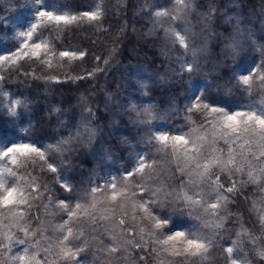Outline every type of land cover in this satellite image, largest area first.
Wrapping results in <instances>:
<instances>
[{"label":"snow or ice","instance_id":"obj_1","mask_svg":"<svg viewBox=\"0 0 264 264\" xmlns=\"http://www.w3.org/2000/svg\"><path fill=\"white\" fill-rule=\"evenodd\" d=\"M40 3L24 0L22 7ZM107 11L100 3L86 11H37L31 26L17 32L19 47L0 55V97L9 96L3 85L14 77L46 85L98 80L119 53L128 21L111 33L106 55L66 45L61 37L90 22L96 31H108L100 26ZM195 11V0H144L134 13H147L152 27L146 35L164 32L161 55L177 65L169 63L166 71L190 95L182 108L135 101L127 106L135 116L129 122L142 134L136 144L122 139L117 159L106 156L113 165L125 160V166L103 174L98 166L75 182L68 176L78 148L89 147L98 135L89 100L94 93L79 97L80 118L69 135L40 146L22 140L0 148V264H264V209L252 201L258 231L246 226L250 217L246 221L240 210L252 195L250 186L264 199V103L230 110L208 103L203 90L196 94L195 78L207 76L200 63L207 38L197 45L189 19ZM215 11L209 3L201 14L205 27ZM236 31L244 34L239 22ZM253 46L259 51L256 66L231 78L245 94L264 95V46ZM226 47L235 59L243 41ZM178 49L179 55L170 56ZM137 83L147 96L148 82ZM21 106L29 111L27 99L11 100L8 115L17 117ZM60 111L53 108L50 115ZM170 120L183 123L166 130Z\"/></svg>","mask_w":264,"mask_h":264},{"label":"trees","instance_id":"obj_2","mask_svg":"<svg viewBox=\"0 0 264 264\" xmlns=\"http://www.w3.org/2000/svg\"><path fill=\"white\" fill-rule=\"evenodd\" d=\"M117 1L41 0V3L36 6L24 8L22 7L24 0H0V17H3V20H0V55L14 51L22 42L20 38H17L12 24L16 25V21L21 20L20 22H23L21 24L27 30L35 21V11L39 6L42 10L57 12L69 9L86 11L94 8L97 3L106 7L108 11L103 21L100 22V26L108 31L98 32L94 27L96 22H90L81 25L78 30L66 32L61 37V41L66 45L90 50L101 55L107 53V46L111 42V33L116 31L121 22L128 21V28L119 53L110 60L106 72L98 80L91 83L69 81L62 84L46 85L42 81H24L22 77H14L3 85V90L7 91L9 96L0 97V100L5 103V106L0 104V138L13 137L19 142L30 140L38 146L67 136L71 131L74 132L80 118V108L77 107L79 97L81 94L94 93L89 96V100L96 112L92 126L98 129V135L89 147H79L74 155V168L77 170L78 178H84L98 166L101 170H113L114 167L125 166V160H118L113 165L106 159V156L111 154L113 159H117L121 155L122 139L126 138L127 141L136 144L138 136L142 134L141 128L129 122L130 117L135 119L134 114L125 110L133 101L137 104H155L161 109L168 108L172 103L182 108L190 95V90L186 88V85L166 71L169 62L161 55L160 38L146 35L150 25L147 13L134 14L144 2L142 0H124V5L119 7ZM217 1L221 4L217 12V23L215 26L208 27L209 35L212 37L213 53L207 57L206 65L202 66L203 72L207 73V76L201 74L195 78L194 82L199 88L196 90V94L199 95V91L204 90L207 93L204 99L208 94L210 96L208 103L227 107L230 110L246 103H264V95L257 93L249 96L237 86L231 77L233 72L238 73V62L231 55H222L225 50L222 45L228 42L232 32L235 31L232 26L241 17L248 18L252 12L255 15L253 28L258 30L256 27L259 25L264 27V0ZM234 2L237 3V6L227 8L230 3ZM224 10L228 15H224L222 12ZM229 16H232L233 19ZM248 19L245 23L251 22L250 18ZM133 25L135 31L132 30ZM251 36H254L253 32ZM257 37L260 45L264 46V33L257 31L255 38ZM254 53L255 59H258L259 51ZM211 57L219 63L220 60H223L214 70L207 66ZM171 65L174 67L173 64ZM161 76L165 77L163 82L159 79ZM185 79H187V74H185ZM138 81L148 82L147 96L141 94ZM14 99H27L29 111L24 112L21 106L18 107L17 117L8 115L6 104H10ZM53 108H59L60 113L50 115ZM197 115H193L194 119L197 118ZM29 123L33 126L29 132L21 131L22 128L28 127ZM182 123L181 120H170L167 122L166 130L178 128ZM4 146L5 141H0V148ZM249 192L252 195L248 201L241 202L240 210L244 213L246 221H249L250 217V222L246 223V226L258 231L255 212L249 211L252 201L256 200L258 193L251 186ZM218 262L222 264V261Z\"/></svg>","mask_w":264,"mask_h":264},{"label":"rangeland","instance_id":"obj_3","mask_svg":"<svg viewBox=\"0 0 264 264\" xmlns=\"http://www.w3.org/2000/svg\"><path fill=\"white\" fill-rule=\"evenodd\" d=\"M5 1V0H4ZM144 2V0H142ZM168 3L169 5H171L172 3V0H151V3H154V4H165V3ZM125 3V2H124ZM124 3H121V4H118V1H117V5L120 6H123ZM209 3H212L215 5V8H216V11H215V14L213 16V18L208 22V25H214L217 23V20H218V9H219V6H221V4L217 1V0H195V8H196V11L194 13H192L190 16H189V19L191 21V27L193 29V31L195 33H197V40H196V43L197 45H200L204 42L205 38H207V52L203 55L200 56V63H201V67L202 66H205L206 63H207V57H210V55H212L213 53V43L211 42L212 40V37L209 35V26L208 27H205V22L202 20V17H201V14H207V11H208V5ZM232 6H237V3L234 2L233 4H229L227 8H230ZM239 9V8H238ZM39 10H42V8L39 6L38 9L35 11H39ZM226 10L222 11L224 13V15H228L226 14L225 12ZM233 19L232 16H229ZM250 18V23H245L247 22ZM248 18H245V17H241L238 21H235V24L232 26L235 28V31L232 32L231 36L229 37L228 39V42L225 43L224 45H222V47L225 49L223 50V56H229L230 55V51L229 49L226 47L229 43H232L234 42V40H242L243 41V51H241L240 55L238 57H236L234 60L236 62H238V73L237 74H240V75H245L247 74L251 68H254L256 66V64L258 63V59L256 58L255 59V53L254 52H258L257 48H254L253 46V41H255V45L256 46H263V45H260V41H258V37L255 38V33L257 31H262L264 33V27L259 25V27H256L258 30H255L253 27H254V21H255V15L250 12V15L248 16ZM162 20H166L167 18H161ZM149 20V19H148ZM223 22H225V20L221 19ZM21 20L19 21H16V25L12 24V26L14 27L15 29V32H20V31H26V28L23 24V22H20ZM237 22H239V25H240V28L244 30V34L243 35H239L236 31V25H237ZM242 22V23H241ZM224 24V23H223ZM264 24V23H263ZM152 27L151 23L149 25V29ZM205 29H206V32H205ZM254 34V36H251V35H248L249 32ZM153 36H156L158 38H160L161 40V48L164 47L165 45V38H164V32L162 30H157L156 32H154L153 34H151ZM264 42V40H263ZM180 51L182 50H174L173 52L170 53V56L172 57H175L177 55H179ZM214 56V55H213ZM212 56V57H213ZM210 58L209 60V63H208V67H210L211 69H215L218 65H220V63H222L223 60H220V63L217 62V61H214L215 58ZM233 58V57H232ZM169 63L173 64L174 67H176V61L175 59L171 60V61H168ZM241 88V87H240ZM204 91V90H203ZM205 95H207L206 92H204V97ZM207 102L210 101V96L208 94V96L205 98ZM0 104H2V106H5V103L2 102L0 100ZM262 103H257L255 105H260ZM195 118V116H193V119ZM11 139V140H10ZM5 141V146L4 147H9L13 144H16L18 143L19 141L13 137H7V138H0V141ZM3 143V142H1ZM3 147V148H4ZM74 156H73V163L75 165V160H74ZM101 173L103 174V172L105 171L104 170H101ZM76 173H77V170H75V168H73L71 170V172L68 173V176L69 178L75 182V181H78V180H83V179H86L87 176H85L84 178H78V176H76ZM257 196V195H256ZM256 203H255V207L257 210L259 209H264V199H262L258 193V196L256 198V200H254ZM255 215L257 217V214L255 212ZM154 264H162V262L160 260H157L154 262ZM219 264V262H218ZM254 264H256V262L254 261Z\"/></svg>","mask_w":264,"mask_h":264}]
</instances>
